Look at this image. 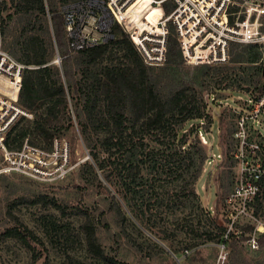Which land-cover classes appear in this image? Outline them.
Returning a JSON list of instances; mask_svg holds the SVG:
<instances>
[{
    "label": "rangeland",
    "instance_id": "obj_1",
    "mask_svg": "<svg viewBox=\"0 0 264 264\" xmlns=\"http://www.w3.org/2000/svg\"><path fill=\"white\" fill-rule=\"evenodd\" d=\"M56 1L58 13L61 14V6L74 0ZM148 11L147 19L155 24L151 16L156 8L150 6ZM46 21L51 37L50 40L46 34L44 37L52 42V62L57 56L61 61L49 14L46 15ZM23 25L24 19L19 16L7 24L6 32L1 37L4 50L8 51L6 44L22 35ZM242 47H245L246 52H259L257 46L252 44H240V49ZM68 53L72 52L69 50ZM119 61L128 63L123 51L114 46L99 59L95 67L99 69L104 63ZM224 64L222 70L228 72V75L240 77L253 71L242 70L230 60ZM163 65L164 62L155 65L153 71L162 72ZM193 66L196 65L183 60L184 70L192 72ZM261 77L259 86L264 85V73ZM205 80L203 87H195L196 91H201L199 97L206 105L205 119L198 121L202 126L199 142H196L193 135L189 140L201 148L203 154L205 151L208 157L200 161L199 153L191 145L189 149L194 150V164L182 177L166 179L162 175L160 179L152 180L159 174L151 168V162L145 154L151 153V150L162 154L167 149L146 135V150L142 155L138 154L142 160H146L139 164L143 186L140 191L138 187L136 191L127 190L119 173L120 162L115 160L116 152L111 153L100 141L105 131L96 130L92 124H88L91 144L88 145L84 140L73 100H69L64 117L59 118L62 123L61 137H54L51 144L43 136H38V129L32 123L35 115L25 110L18 127L27 129L24 141H30L37 147L29 156L38 157L40 162L34 164L37 169L35 175L16 171L0 173V230L18 221L40 237L45 249L38 245L42 254L34 261L31 252L21 242L3 238L0 239V264H67V254L83 264H107L87 248L81 227L86 214L96 224L102 247L130 264H264V248H252L246 244L245 239H240L252 231V219L247 216L236 218L235 225L243 232L231 234L223 250L220 240L207 241L204 236H196V232L215 231L218 225L227 227L225 199L237 184V160L233 153L239 140L234 132L241 114L246 116L247 138L258 142L264 140V108L256 118L252 116L251 107L244 100L249 95L236 89L234 79L232 82L225 79L215 84L229 87L220 90L213 88L215 80ZM249 86L251 88L254 85ZM211 91L214 93L210 96ZM212 96L219 100H213ZM191 122L178 129V134L186 131ZM5 146L11 148L7 143ZM49 146H52L51 149H47ZM177 148L182 149L180 146ZM248 159L250 162L260 160L264 163V141L260 145V152H249ZM2 161L3 151L0 150V163ZM183 186L192 189L193 193L183 196L180 193ZM39 194L55 197L65 206V211L62 213L42 200L31 202ZM258 216L264 219L262 214ZM51 218L56 220V227H59L61 233L46 228L45 223ZM236 239H239V246L234 250L231 243ZM185 249L189 252L184 253ZM220 255H225L223 262L219 260Z\"/></svg>",
    "mask_w": 264,
    "mask_h": 264
},
{
    "label": "trees",
    "instance_id": "obj_2",
    "mask_svg": "<svg viewBox=\"0 0 264 264\" xmlns=\"http://www.w3.org/2000/svg\"><path fill=\"white\" fill-rule=\"evenodd\" d=\"M56 2V0H0V44L7 24L16 16L24 19L22 35L15 37L10 44H6V47L19 62L36 66L22 70L20 106L34 113L32 123L38 129V136H43L51 144L54 137H61L62 123L59 118L64 117L69 100H73L82 136L88 145L91 144L88 124H92L96 130L105 131L100 141L112 151L111 153L116 152L115 160L120 162L119 173L127 190L136 191L138 187L140 191L143 187L139 176V164L146 160H142L138 154L142 155L146 150V135L167 149L166 153L162 154L156 150L145 154L146 159L151 162V168L159 174L152 180L160 179L162 175L166 179H178L194 164L192 156L194 150L190 151L189 147L196 144L189 138L193 135L196 142H199V130L202 126L198 121L205 119L206 115V105L199 97L201 91H196V85L203 87L205 79L209 78L215 80L214 89H229L228 86L215 84L225 79L229 81L234 79L236 89L248 94L253 102L264 92V85L259 86L261 75L264 73V63L259 62L260 52H246L245 47H242L238 56L241 60L249 62L230 60L231 63H237L242 70H253L240 77L228 75V72L223 71L222 67L226 65L224 63L216 67L209 64L196 65L190 72L182 67L183 57L171 25L167 36L164 65L160 73L153 71V65H146L143 62L132 41L117 25L112 29L114 36L110 41L69 54L62 15L58 13ZM47 14L50 15L56 48L61 56L60 66L52 62V42H48L44 37L45 34L49 40L51 37L46 21ZM27 32L29 33L26 34ZM114 46L123 51L128 63L124 61L104 63L96 69L95 65L99 59ZM242 83L248 86H243ZM249 85L254 86L250 88ZM213 93L211 91L209 95ZM212 99L219 100L213 96ZM38 108L40 110H37ZM190 121L192 122L188 129L179 135L178 129H182ZM27 134V129L18 127L17 122L9 132V146L18 148ZM262 141L259 142L262 144ZM177 146H180L182 151ZM195 149L196 153H199V160L203 162L208 157L206 152L203 154L201 148L197 146ZM92 155L95 156L94 153ZM229 155L231 157V154ZM263 191L264 184L262 194L254 201V212L264 216ZM180 193L188 196L193 190L183 186ZM39 200L54 206L62 213L65 211V206L53 196L39 194L31 202ZM7 211L11 215L10 211ZM85 216L81 227L88 250L107 264H130L116 258L102 247L95 222L87 214ZM45 226L54 229L56 233H61L59 227H56L58 225L55 219H48ZM224 230L225 226L218 225L215 231L196 232V236H204L207 241H219ZM3 238H13L21 242L31 252L34 261L42 254L38 245L45 249L40 237L18 221L0 230V239ZM245 238L246 236H242L240 239ZM258 242L259 247L264 248V232L258 235ZM231 244L234 250L238 249L239 239ZM67 261V264H83L69 254Z\"/></svg>",
    "mask_w": 264,
    "mask_h": 264
},
{
    "label": "built area",
    "instance_id": "obj_3",
    "mask_svg": "<svg viewBox=\"0 0 264 264\" xmlns=\"http://www.w3.org/2000/svg\"><path fill=\"white\" fill-rule=\"evenodd\" d=\"M231 3L237 6L234 16L227 12ZM150 6L159 9L155 24L147 19ZM60 13L72 53L110 41L114 36L112 29L117 25L146 65H159L165 60L171 25L183 60L188 64L249 62L238 56L240 44L245 43L257 46L261 53L259 62H264V0H74L63 4ZM53 62L60 66V57ZM26 67L36 66L19 62L0 44V150L3 151L0 173L16 171L35 175L34 164L40 162L37 156H29L37 150L30 141H23L18 148L5 146L11 128L25 112L19 103V92L22 70ZM244 100L256 118L264 108V92L254 102L250 97ZM245 117L239 116L234 132L239 140L233 153L237 160V184L225 199L228 224L220 240L221 250L231 234L243 232L235 225L237 217L252 219V231L245 238L248 246L258 248V235L264 232V219L254 212V201L263 190L264 163L248 159L249 152H260L261 143L247 138ZM224 259L225 255L219 256L221 262Z\"/></svg>",
    "mask_w": 264,
    "mask_h": 264
},
{
    "label": "bare ground",
    "instance_id": "obj_4",
    "mask_svg": "<svg viewBox=\"0 0 264 264\" xmlns=\"http://www.w3.org/2000/svg\"><path fill=\"white\" fill-rule=\"evenodd\" d=\"M153 7V6H151ZM155 8V7H153ZM233 8H237V6H234L233 3L230 4L229 8L227 9V12H229L231 15L234 14L237 10H232ZM237 13V12H236ZM159 16V9L156 8V12L154 13L153 16H151V18L153 19V21H156L157 19H155V17Z\"/></svg>",
    "mask_w": 264,
    "mask_h": 264
}]
</instances>
